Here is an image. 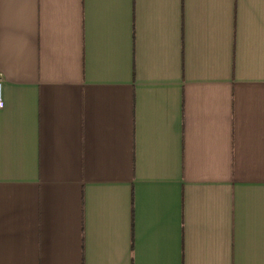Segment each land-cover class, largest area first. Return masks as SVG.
Masks as SVG:
<instances>
[{
  "label": "crops",
  "instance_id": "0c3cea01",
  "mask_svg": "<svg viewBox=\"0 0 264 264\" xmlns=\"http://www.w3.org/2000/svg\"><path fill=\"white\" fill-rule=\"evenodd\" d=\"M0 264H264V0H0Z\"/></svg>",
  "mask_w": 264,
  "mask_h": 264
},
{
  "label": "built area",
  "instance_id": "2783aa9c",
  "mask_svg": "<svg viewBox=\"0 0 264 264\" xmlns=\"http://www.w3.org/2000/svg\"><path fill=\"white\" fill-rule=\"evenodd\" d=\"M3 107V98H2V78L0 76V109Z\"/></svg>",
  "mask_w": 264,
  "mask_h": 264
}]
</instances>
